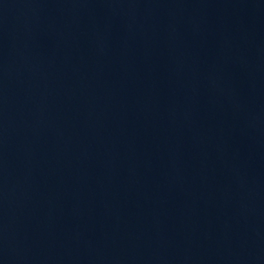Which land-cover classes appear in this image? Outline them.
Returning <instances> with one entry per match:
<instances>
[{"label":"water","instance_id":"obj_1","mask_svg":"<svg viewBox=\"0 0 264 264\" xmlns=\"http://www.w3.org/2000/svg\"><path fill=\"white\" fill-rule=\"evenodd\" d=\"M0 264H264V0H0Z\"/></svg>","mask_w":264,"mask_h":264}]
</instances>
